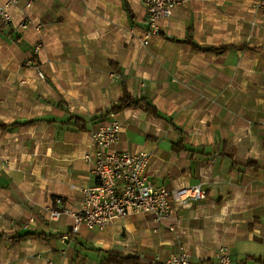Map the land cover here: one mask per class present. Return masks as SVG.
<instances>
[{
  "label": "crops",
  "instance_id": "1",
  "mask_svg": "<svg viewBox=\"0 0 264 264\" xmlns=\"http://www.w3.org/2000/svg\"><path fill=\"white\" fill-rule=\"evenodd\" d=\"M127 2L131 19L122 0H35L28 8L20 0L9 7L13 19L0 30V67L26 59L34 63L28 69L43 72L28 80L37 95L18 98L26 113L16 120L76 115L85 128L44 120L14 128V145L42 150L43 159L28 167L20 159L2 164L0 231H40L47 239L0 237V264H100L110 249L153 264L186 251L189 264H214L220 246L229 249L230 264H264V6L178 0L173 15L158 23L161 34L142 45V0ZM207 7L224 10L219 38L202 34L210 25ZM189 25L197 44L228 47L216 55L166 38H184ZM121 82L165 118L127 107L103 122L89 120L119 99ZM111 119L120 126L113 149L149 152L146 174L154 184L200 183L205 197L186 206L172 202L161 221L131 213L101 231L81 227L61 242L71 216L54 222L46 208L52 196L79 208L81 189L95 183L83 157L95 150L89 131ZM36 214L47 219L44 225Z\"/></svg>",
  "mask_w": 264,
  "mask_h": 264
},
{
  "label": "built area",
  "instance_id": "2",
  "mask_svg": "<svg viewBox=\"0 0 264 264\" xmlns=\"http://www.w3.org/2000/svg\"><path fill=\"white\" fill-rule=\"evenodd\" d=\"M19 1L5 0L0 5V30L12 21L9 7ZM34 1L23 0L24 8L30 7ZM177 3L178 0H142L145 9V33L140 40L142 44H147L150 36L158 34V20L168 18ZM256 4L264 6V0H256ZM21 26L25 27V23ZM38 49L39 45H35V50ZM119 131L120 126L115 119L90 129L89 136L95 150L93 154L85 153L83 157L92 163L95 183L81 189L82 202L79 208H67L58 196L46 208L52 221H57L63 214L71 216L68 232L61 235V242L70 239L81 227L101 231L112 220L131 213H146L154 220L161 221L170 214L172 202L186 206L205 197V189L200 183L173 188L154 184L146 174L149 152L113 149ZM160 264H189V255L186 251H180ZM214 264H230L229 249L226 246L216 250Z\"/></svg>",
  "mask_w": 264,
  "mask_h": 264
},
{
  "label": "rangeland",
  "instance_id": "3",
  "mask_svg": "<svg viewBox=\"0 0 264 264\" xmlns=\"http://www.w3.org/2000/svg\"><path fill=\"white\" fill-rule=\"evenodd\" d=\"M207 10V18H209L210 25L209 27L204 28L202 26L201 31L203 35H211L215 38H219L221 35H224V10L219 7H207L203 8ZM174 13L167 18L169 19ZM166 19V18H165ZM162 19L158 20L157 26L159 28V22ZM164 20V19H163ZM208 24V23H206ZM157 35V34H156ZM150 39V38H149ZM148 39V41H149ZM148 43V42H147ZM146 45V44H142ZM26 59H22L20 63H17V66L13 68L12 65H9L7 68L4 66L0 67V119L9 123L16 120L20 114L26 113V110L22 108V103L18 102V98L24 97L26 95L36 96L35 91H32V88L28 86V80L34 78H41L43 72H37V70H30L31 64L33 62H25ZM1 65V64H0ZM30 72V73H29ZM23 81V82H22ZM17 129L9 130H0V174L4 172L3 165L7 166V161L17 162L18 159L26 160L27 163L23 165L35 164L39 160L43 159V151L36 149L30 150L28 146L22 148L19 145H14L17 142ZM15 132V133H14ZM22 132V131H21ZM23 136V135H22ZM3 164V165H2ZM6 169V168H5ZM36 221L44 225V222L47 221L43 214H36ZM55 222V221H54ZM11 224V223H10ZM52 224V223H49Z\"/></svg>",
  "mask_w": 264,
  "mask_h": 264
},
{
  "label": "trees",
  "instance_id": "4",
  "mask_svg": "<svg viewBox=\"0 0 264 264\" xmlns=\"http://www.w3.org/2000/svg\"><path fill=\"white\" fill-rule=\"evenodd\" d=\"M122 5L123 8L128 16L129 19L133 17L132 11L129 7V4L127 0H122ZM158 34H161L160 31H158ZM167 39L172 40V41H177L181 42L187 45H190L193 49L200 50V51H207V52H212L216 55L223 53L224 50L228 47V45L224 44H218V45H199L197 44L193 38H192V27L191 25L187 26L186 28V33L184 38L178 40L174 37H167ZM121 89H122V94L119 97V99L110 105L109 107L105 108L104 110L100 111L99 114L94 115L93 117H90L89 120H97L98 118L103 122L104 119L107 116L110 115H115L116 113L120 112L124 108L127 107H133V108H139L143 111H145L148 114H151L154 117H160V118H165L163 114H161L158 109L155 107L154 104H152L146 97L140 96H132L126 88V85L124 82H121ZM57 105H61L60 103H57ZM38 120H44L48 123H58L59 127H74L77 130L84 129V118H81L76 115H69L63 119H43V118H31L28 120H14L12 122H4L3 120L0 119V130H9L12 128H17L21 125H30ZM55 196H52L51 200H54ZM68 232V231H67ZM27 235H33L37 236L39 238H42L44 240L47 239L46 235L43 232L40 231H33V232H27L24 234H18V233H8L1 232L0 231V237L7 236L12 242L19 241L21 238ZM100 264H153L150 261L144 260L136 255H131V254H124L119 250L116 249H110L104 252V257L100 259Z\"/></svg>",
  "mask_w": 264,
  "mask_h": 264
}]
</instances>
